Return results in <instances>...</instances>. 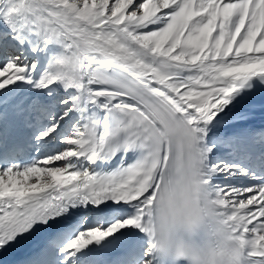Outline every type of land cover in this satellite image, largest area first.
<instances>
[{
  "label": "snow or ice",
  "instance_id": "snow-or-ice-1",
  "mask_svg": "<svg viewBox=\"0 0 264 264\" xmlns=\"http://www.w3.org/2000/svg\"><path fill=\"white\" fill-rule=\"evenodd\" d=\"M0 264H264V0H0Z\"/></svg>",
  "mask_w": 264,
  "mask_h": 264
},
{
  "label": "bare ground",
  "instance_id": "bare-ground-1",
  "mask_svg": "<svg viewBox=\"0 0 264 264\" xmlns=\"http://www.w3.org/2000/svg\"><path fill=\"white\" fill-rule=\"evenodd\" d=\"M261 123H262V121L258 118V119L255 121L254 127L259 128L260 125H261Z\"/></svg>",
  "mask_w": 264,
  "mask_h": 264
}]
</instances>
